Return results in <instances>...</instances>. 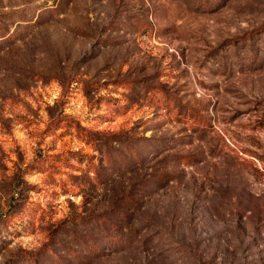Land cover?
<instances>
[{"label":"rangeland","instance_id":"rangeland-1","mask_svg":"<svg viewBox=\"0 0 264 264\" xmlns=\"http://www.w3.org/2000/svg\"><path fill=\"white\" fill-rule=\"evenodd\" d=\"M0 264H264V0H0Z\"/></svg>","mask_w":264,"mask_h":264},{"label":"trees","instance_id":"trees-1","mask_svg":"<svg viewBox=\"0 0 264 264\" xmlns=\"http://www.w3.org/2000/svg\"><path fill=\"white\" fill-rule=\"evenodd\" d=\"M88 136V135H87ZM89 138V137H88Z\"/></svg>","mask_w":264,"mask_h":264}]
</instances>
